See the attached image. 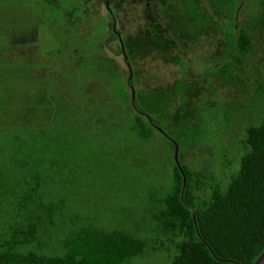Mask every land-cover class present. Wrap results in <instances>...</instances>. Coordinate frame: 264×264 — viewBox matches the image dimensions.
I'll list each match as a JSON object with an SVG mask.
<instances>
[{"label":"trees","instance_id":"16d2710c","mask_svg":"<svg viewBox=\"0 0 264 264\" xmlns=\"http://www.w3.org/2000/svg\"><path fill=\"white\" fill-rule=\"evenodd\" d=\"M59 1L38 0L50 13L27 18L19 31L0 28V262L254 264L264 252V79L254 88L258 102L248 96L221 116L205 115L218 105L204 88L211 79L249 85L264 0L248 24L239 21L245 0H147L148 12L160 7L156 18L118 35L129 72L102 55L86 68V84L78 49L69 51L81 59L70 70L57 46L76 42L83 20ZM42 25L54 45L46 50L32 45ZM216 33V66L192 80L137 86L135 63L156 55L185 67L187 50ZM23 47L27 53L6 63L3 49ZM238 118L246 123L240 136L221 147L213 135L241 128ZM154 139L172 149L166 182ZM203 148L218 158L197 166L187 155Z\"/></svg>","mask_w":264,"mask_h":264},{"label":"rangeland","instance_id":"374dc122","mask_svg":"<svg viewBox=\"0 0 264 264\" xmlns=\"http://www.w3.org/2000/svg\"><path fill=\"white\" fill-rule=\"evenodd\" d=\"M258 1L259 0H245L244 11L239 19L240 22L248 24L249 21L256 18L259 12V7H257ZM71 2L72 0L59 1V3L67 6L69 11L72 6L75 7L78 10V13H75L77 21L80 19L83 21L75 28L76 38L73 37V39L76 42H72V39H68L66 41L69 43L64 45L57 44V46L59 49H62L60 50V54H62V58L65 62H69L71 68L68 67V69L70 70L75 66L76 60L77 62L78 60H81L78 58L79 55L76 59V55L69 52L72 47L78 49L77 53H81V57L86 60L85 68L83 70L78 69L77 72L78 77L84 76V78L80 80V83L84 84H86L88 79L87 76L84 75L86 68L98 64V62L100 63L104 58L102 55L114 59V61L121 67L122 71L125 70L128 65L126 64L123 55L120 54L118 33L121 35L128 33L135 34L147 25V18L154 20L158 14V10L156 9L150 12L147 11L148 9H146L145 6L146 0H122L120 6L116 9V28L118 29V33L113 35L109 32V30L113 28V24L111 18L108 16L106 0H79L80 7ZM41 6L42 5L38 0H0V18L2 16H9L8 24H0V28L2 27L7 30L19 31V25L23 24L22 22L27 18L32 20L41 13L43 15H48L50 13L48 12L45 14L46 10ZM158 8L160 7L158 6ZM160 15H164L167 21L170 20L169 16L167 17V12L165 10H162ZM38 32H43L40 38L41 41L37 40V43H33L32 45L38 44L39 47L42 45V48L45 50L54 46L53 39L50 34H48L49 30L47 26L42 25L40 29L38 28ZM222 37L223 35L220 33L214 34L211 38L203 37L194 47L189 48L187 50V62L185 63L186 68L184 65L177 62H166L164 59L156 55L149 56L145 60L135 63L138 65V70H140L137 86H143L144 84L147 86L168 85L178 79L190 78L192 80V78L200 76L211 66H216V62H219L222 59L220 53V48L223 46ZM78 38H80V41L77 40ZM27 52L28 47H23L21 50L17 48H10L8 50L3 49V53L6 56V63L8 64L12 63L18 55ZM46 56L48 59L51 57L50 53ZM39 57L40 55L37 58V62L42 66L43 64H40ZM50 61L52 62V58H50ZM248 61L254 63L252 67H249V75L252 78L250 81L248 80V82H250L248 86L243 87L242 85H232L230 83L224 84L215 79H211L212 86H206L204 89L207 88L209 90L208 94L212 100L216 101L218 107L214 106L211 110L206 111L205 115L211 116L210 114L214 113L213 116H221L223 112L222 110H226L229 107V104L233 106L234 103H242L247 100L246 97L248 96H252L255 102L259 101L258 97H254V88L257 87L259 80L264 79L263 29L256 33L255 50L250 54ZM2 64L3 63L1 62L0 66H2ZM43 69H45L43 66L39 67L40 72ZM127 71L129 72L128 68ZM215 95L218 97V100L215 99ZM219 109L220 111H218ZM237 114H239V112H237ZM245 114H248L247 110ZM224 117H217L215 120H208L209 122L217 123ZM248 118L249 116L246 117V120H248ZM225 121H228V117H225L224 122L222 123L223 126L227 128L226 124L224 125ZM238 121L241 128H236L235 132H226L220 127L219 133L216 132L213 135L214 141L218 142L221 147H226L233 137V133L240 136L246 123H243L241 118H238ZM159 142L160 140L154 139L151 145L153 146V149H155L156 146L158 147L157 169H159L160 172L162 171L160 175L161 177H165L166 182L173 173L172 163L166 161L172 156V149L168 145H158ZM216 142H213L215 150L220 148ZM203 151L204 153H202ZM195 153L196 154L193 155H187V158L191 161H195L197 166L198 162L207 161L210 158V155L218 158V155L210 153V148H203L200 153L195 150ZM148 263L151 264L152 262L150 261Z\"/></svg>","mask_w":264,"mask_h":264},{"label":"flooded vegetation","instance_id":"af4514ba","mask_svg":"<svg viewBox=\"0 0 264 264\" xmlns=\"http://www.w3.org/2000/svg\"><path fill=\"white\" fill-rule=\"evenodd\" d=\"M122 0H106V3H107V8H108V11H109V8H110V6L112 7V10L114 9V13H113V15L115 14V16H114V18L113 17H110L109 16V18H111V20H112V24H113V28H112V30L115 32V33H118V29L116 28V24H117V15H116V9L120 6V2H121ZM148 4V1L146 0V3H145V6ZM146 9H147V7H146ZM156 10H158V8L156 7L155 8ZM154 9V10H155ZM148 11V10H147ZM147 18V17H146ZM111 30V29H110ZM118 35H119V37H120V33H118Z\"/></svg>","mask_w":264,"mask_h":264},{"label":"water","instance_id":"95a60500","mask_svg":"<svg viewBox=\"0 0 264 264\" xmlns=\"http://www.w3.org/2000/svg\"><path fill=\"white\" fill-rule=\"evenodd\" d=\"M175 160L177 161V164L180 165L179 159H178V149L175 152ZM0 264H5L0 262ZM254 264H264V252L261 254V256L256 260Z\"/></svg>","mask_w":264,"mask_h":264}]
</instances>
